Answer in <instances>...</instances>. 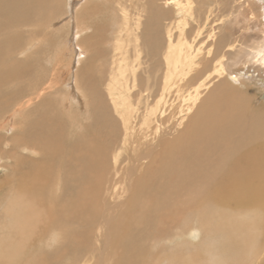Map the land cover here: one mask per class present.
<instances>
[{"label": "bare ground", "instance_id": "1", "mask_svg": "<svg viewBox=\"0 0 264 264\" xmlns=\"http://www.w3.org/2000/svg\"><path fill=\"white\" fill-rule=\"evenodd\" d=\"M110 3L122 16L118 37L111 49L94 53L105 67L90 81L89 94L75 71L69 99L40 105L47 91H57L35 72L50 31L68 22L74 63H87L89 49L108 41L98 28L82 39L81 33L93 29L101 5ZM246 86L264 94V0H0V131L11 129L6 177L19 174L5 183L24 192L17 181L32 171L57 183L44 220L21 195L10 200V231L24 235L17 248L41 224V231H69L73 220L87 221L85 228L95 227L87 243L103 244L95 248L98 264L111 263L106 252L112 240L117 264L124 256L128 264H190L188 255L179 259L166 251L171 256L161 259L163 252L151 253L157 244L143 247L152 238L146 227H178L176 212L187 211L190 218L180 226L195 221L186 233L193 241L207 232L209 264H264V108L240 99ZM72 106L93 114L87 135L67 118ZM119 108L122 125L108 133L111 110ZM103 136L104 146L94 148ZM135 181L141 190L129 191ZM129 192L126 204L133 205L116 215ZM137 196L143 206L134 203ZM160 231L166 230L154 239L164 242ZM93 247L79 251L80 257L86 252L84 263L94 257Z\"/></svg>", "mask_w": 264, "mask_h": 264}, {"label": "rangeland", "instance_id": "2", "mask_svg": "<svg viewBox=\"0 0 264 264\" xmlns=\"http://www.w3.org/2000/svg\"><path fill=\"white\" fill-rule=\"evenodd\" d=\"M62 6H63V8L62 7L61 8L64 10H62V9L61 10H62V14H64L65 8H64V5H62ZM99 11H100V12H98L99 14H97L94 17L95 22L93 24L90 23L93 25V29H91L89 31L87 30V33H86V31H84V33H81L80 39L86 37L87 35H91L93 33L94 29L98 28L101 30L102 34H104V36H102V34H100L102 39L106 40L108 42L105 43L103 46L97 45V46L91 47L89 49V51L87 50L88 51L87 52V63H85L86 62L85 61L80 66H76V64L74 63L75 62V54H76L74 52L75 51L74 43L76 44V42L74 40H72L73 32H72L71 28L69 27L68 22L59 24L57 26V28H55L56 29L55 32L50 31V34H53V35H50V37L47 39L48 41H45L44 45L42 46L45 48L44 51L46 53H42L44 56L41 54L39 56L38 62H35V64H38V69H36L35 72L41 73V78L43 81H45V84H46L45 87L53 82L52 84L54 87L57 88V91H56V93H52L53 92L52 90H51L52 92H50V90L47 91V94L44 96V98L41 101H39L40 105H44V102H45L44 100H47V101L53 100L56 103V105L60 106V105H62L61 103L65 101V99L66 100L69 99L70 89H71L70 85L73 82V78H72L73 74L74 73L76 74L75 71L78 72L77 76L79 77L78 78L79 85H80V88H81L83 94H87V95L89 94L88 85H91L93 78L96 79L97 77L100 76L99 73L105 67L104 57H101V60H100L99 57H96V54H94V53L96 52V50L105 51L106 49H109V48L111 49V46L116 42V38L118 37V31H119L118 24H120V21L122 18L121 14H119L121 12H120V10H118L116 4H111V3L109 5L103 4V5H101ZM131 12L134 13L135 11L134 12L131 11ZM141 20L143 22L146 21L145 18H143ZM55 24H57V23H55ZM68 39H71L72 42L67 43ZM69 43H71V45ZM66 46H68V47L66 48ZM85 46H87V45H85ZM51 63H53V64H51ZM55 66H57V67H55ZM68 66H70V67H68ZM142 77H145V75ZM238 90H239V88H238ZM240 90H241V92H244L242 95L243 97H241L240 99H243V100L246 99V101H248L247 103L253 104L254 106H256V108H260V109L264 108V100H263L264 94H261V92L258 91L257 89H256L257 90L256 91L255 89H253V87L248 89V87L246 86L243 89L244 91L242 89H240ZM68 92H69V94H68ZM104 93H105V91H104ZM166 100L168 101L169 104H171L172 102L176 103V101H173L174 99H172V101H169V99H166ZM177 104H178V102L176 104H174V106L176 107ZM37 107L38 106H35L34 108H37ZM74 107L75 106L71 107L72 112L69 113L70 115H68L67 118H69L70 120L71 119L73 120V121H71V125L74 123H75L76 127L82 125L81 130L79 129L78 131H80L81 133H83L85 135L86 134V128H88V126L94 125L93 118H92L93 114L89 113L88 115H86L84 112H81L84 110L83 108L77 109V107H75V108ZM119 110H120V113H116V112H113L114 110L113 111L111 110V114L109 117L112 118V122L109 125V121H107L108 127H107L106 132L109 133L110 132L109 130L112 128V126L114 128L117 127L118 129L121 127L122 122H119V121L122 120V116H121L122 108H119ZM58 114L60 115L61 118H62V116L64 119L66 118V116L63 115V112L58 111ZM119 117H121V118H119ZM116 118H117V121H116ZM82 120H84V121H82ZM113 122H115V123H113ZM118 125H120V126H118ZM10 133H11V129H7L6 131H3V130L0 131V159H2V161L0 163V256H1L0 257V264H74L73 261L76 260V258H78V257H79V261H78L79 264H98V262L100 261V250L98 249L99 252H97L95 248H97V247L100 248V245H103V244H98V243L93 244L92 243L93 241L87 243L85 238H87V236H89V238H90V234L93 236L95 233V227H93V228L86 227L85 228V225H83V224L87 223V221H84V223L82 224V222L78 223V222L73 220L71 222V227H70L69 231L65 227H63V228L58 227V228H56V231H41L40 229L43 225V224H41L38 227V230L27 231V232H29L28 234H26V235H28V239H26V242L23 245L24 246L23 249L20 250L17 248L16 245L19 246V243L24 242V238H23L24 235H22L20 231H10V227H9L10 220L7 216V213L9 210V205H10V207L12 205L11 204L12 201L10 202V200L16 194L21 195L22 196V199H21L22 202L26 203L25 206H27L28 204L29 205L33 204V206L35 207V211L41 213L40 214L41 220H44L45 217L49 216V214L43 209V207L45 209L46 208L48 209V207L51 208V206H53L51 203L52 202L51 201V194L53 195L55 193L57 183L55 181L54 182L53 181H51V182L47 181L46 182V180H42V178L44 177L42 174H39L40 176L37 175L38 176L37 177L35 175V172H33V171L29 172V176H27L23 180L20 179L19 180L20 182L17 181L18 183L21 184V187L24 189V192H17L19 190H17V189L13 190L11 188L10 184L5 183L6 178H7L6 177L7 170L12 164L10 161H8L6 159L8 156L7 152L9 150V148H7V146H6V141H8ZM105 134H104V136H105ZM104 136L100 137L99 139L94 140L96 142L94 144V146H95L94 148H101L104 146L103 140L106 141V139H104ZM22 153L25 157H29L31 159L36 158V156H32L29 153V151H23ZM29 155H31V156H29ZM122 157H125V154H123ZM121 167H122L123 171L125 170L124 168H126V166H124V165H121ZM26 171H28V170H26ZM10 173H11V170H10ZM87 173L88 174L92 173V170L88 171ZM9 177L10 178L9 179L7 178V181H14V178L16 181L19 177V174H17V176L11 175ZM131 181H133V180H131ZM11 185H12V183H11ZM17 185L18 184H15L12 186L16 187ZM129 186H130V182H127V185H126L127 190L129 188ZM131 186L132 187H130L129 191L134 190V189L136 191L141 190L140 187L138 186V183H136V181L133 182L131 184ZM41 188H42V190H39ZM60 189H61V187H60ZM59 195L62 196L63 192L60 191ZM129 195H130V192L125 196L124 199H122V201L124 202V206L121 207V209L117 210L116 215L127 213L128 209H129L128 206L133 205L132 201L130 203L126 204V201L128 200ZM182 201L183 200H181V203H182ZM134 203H138L139 206H143L139 196H137ZM181 203L179 201V203H176V204L181 205ZM37 204H39V205H37ZM144 207H145V205H144ZM74 212L75 211L72 210L71 214H73L75 216L79 213L78 210L75 213ZM188 216H189V212H187V211L186 212H176L175 220H177V221H175V222L178 224L181 221L180 225H182V222L185 221V218H190ZM190 221L191 222L188 224V226H186L187 229H185V230L182 229L183 225H182V227L180 225H178V227H175V225H174V227L172 226L173 228L171 227L172 229L169 228L168 224L166 226H161V225L159 226L158 224H155V225H151L149 228L146 227V229H144L145 231H147V230L152 231V238L150 237V242H148L147 244L145 242V245H143V247L145 246V249H147V251H149V249L151 248L150 246L157 244L158 247H160V249L157 246H156V248H153V246H152V248L154 250L159 249L161 251L157 250V251H155L156 252L155 253L154 250H152L151 253L154 255L156 254L155 256H157L158 253L163 252L160 255L158 254L160 256V258L162 256L166 257V258L169 255L171 256V254H167V252H169V253H174V255H176L177 258H179L181 256L187 257V255H188V258H190V260L192 261V263H190V264H194L195 262H196L195 264H203V263L209 264V262H211V258H210V256L209 257L207 256V250H208L207 247L212 249L213 245H212V243L210 244L208 242L209 240L206 237L207 232H205V231H200V236L197 239H194V241L191 240L188 237V235H186L189 228H191L193 226L192 224L195 223V221L193 219H190ZM78 226H81V227H78ZM186 227H184V228H186ZM80 228L84 231H82ZM176 228H177V230H175ZM159 230H166L165 233H164V231L163 232L160 231V233H159L161 235L160 237H162L164 239L166 237L164 242L162 241V239L161 240L158 239L159 241L157 239H154L156 237L155 235H158ZM89 231L90 232L92 231V232L88 233ZM140 231H142V229ZM176 231H179L180 233L176 232ZM86 232H87V235H84V233H86ZM210 232L213 233V231H210ZM98 233H99V231H98ZM119 233H120V231H119ZM124 233H125V231H122L121 237H123L125 235ZM161 233H164L165 235L161 234ZM212 233H211V236H212ZM38 234H40V235H38ZM53 235L56 236V240L54 242H52ZM89 238H88V241H89ZM184 238H185V240H184ZM153 239H154V241H152ZM167 239H171V240L168 241ZM171 241H173V243ZM102 242H103V239H102ZM111 242L112 243L110 244V247H109L110 249L108 248V250L106 252V256L109 258V262H111L110 264H117V259L114 258L115 257L114 255L119 254V250L117 248H115L114 241L112 240ZM205 242H207V243H205ZM159 243H161V244H159ZM164 243H166V244H164ZM175 243L179 244V245H175ZM180 245H182V246L179 248ZM190 245H193V246H190ZM90 246L91 247L94 246L93 248L95 249V251H93V253L95 255L93 258L88 259L89 260L88 263H84L83 262L84 259H82V257L84 254H86V252L80 257L79 251L80 250L83 251V250H85V248L90 250L91 249ZM187 246L188 247L190 246L191 248L187 249ZM205 246H207V247H205ZM165 247L167 249H169L168 247H170V250H167ZM183 247H184V249H183ZM194 247H196V248H194ZM24 252H25V254H24ZM77 252H78V254H77ZM123 252L124 251L122 250V252H121L122 257H123ZM17 255H19V256H17ZM154 255H152V256H154ZM149 256H151V255H149ZM204 256H205V258H203ZM52 257H54V258L51 259ZM67 260L69 261V263ZM127 260H128L127 256H124L121 264H128L129 261H127Z\"/></svg>", "mask_w": 264, "mask_h": 264}]
</instances>
